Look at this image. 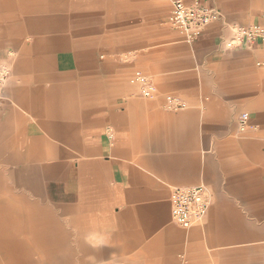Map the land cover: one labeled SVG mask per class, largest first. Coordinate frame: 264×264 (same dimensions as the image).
Wrapping results in <instances>:
<instances>
[{
	"label": "crops",
	"instance_id": "crops-1",
	"mask_svg": "<svg viewBox=\"0 0 264 264\" xmlns=\"http://www.w3.org/2000/svg\"><path fill=\"white\" fill-rule=\"evenodd\" d=\"M174 1L0 0V264H264V45L225 46L264 0H180L222 14L192 43Z\"/></svg>",
	"mask_w": 264,
	"mask_h": 264
},
{
	"label": "built area",
	"instance_id": "built-area-1",
	"mask_svg": "<svg viewBox=\"0 0 264 264\" xmlns=\"http://www.w3.org/2000/svg\"><path fill=\"white\" fill-rule=\"evenodd\" d=\"M222 19V14L215 8L202 5L199 1L187 4L176 0L168 18V25L175 30L187 43L200 38L205 30L214 22ZM233 37L226 41L229 50L242 47H254L258 43L264 45V23L250 26L231 25ZM9 71L0 70V87L3 85ZM131 85L139 89L144 98L153 99L156 86L151 77L141 70H136L130 77ZM175 105L180 106L178 103ZM249 127V115L243 114L238 118V129L241 133ZM211 198L208 188L199 185L192 188H177L173 193V219L184 229L192 228L196 222L204 219L208 214Z\"/></svg>",
	"mask_w": 264,
	"mask_h": 264
},
{
	"label": "rangeland",
	"instance_id": "rangeland-1",
	"mask_svg": "<svg viewBox=\"0 0 264 264\" xmlns=\"http://www.w3.org/2000/svg\"><path fill=\"white\" fill-rule=\"evenodd\" d=\"M1 69H6V67L0 65V70H1ZM134 69H135V68H134ZM6 70H7V69H6ZM150 99H151V98H150ZM195 225H197V222L195 223ZM195 225H194V226H195ZM91 242H94V241H88V246L90 245ZM94 245H95V244L93 243V246H94ZM44 260H46V259H40V261H44Z\"/></svg>",
	"mask_w": 264,
	"mask_h": 264
}]
</instances>
